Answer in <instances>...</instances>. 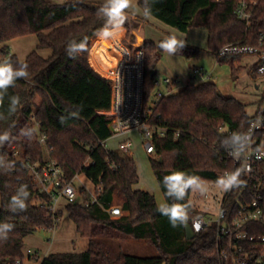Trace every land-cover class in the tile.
Returning <instances> with one entry per match:
<instances>
[{
  "label": "trees",
  "instance_id": "1",
  "mask_svg": "<svg viewBox=\"0 0 264 264\" xmlns=\"http://www.w3.org/2000/svg\"><path fill=\"white\" fill-rule=\"evenodd\" d=\"M238 1L148 0V11L145 0H138V5L146 14L181 32L205 28L208 49L215 54L230 42L254 43L264 28L263 12L261 17L255 16L251 28L246 30L244 21L234 14ZM102 2L0 0V42L7 44L12 39L34 34L37 48L52 50L48 57L33 50L23 61L14 54L13 63H26L29 75L17 80L0 102V134L9 135L0 145V223L14 225L7 240H0V264H15L18 259L22 264H30L26 258L37 261L38 250L26 257L25 238L39 229L54 230L58 224L60 210L55 215L46 210L48 196L35 188L27 167L46 159L44 145L39 141L41 132L46 133L48 151L62 167L65 178L71 180L77 174H85L95 188L101 187L97 191L101 203L108 206L117 199L122 214L112 216L97 203L66 204L78 232L88 239V248L52 252L40 264H220L216 227L210 226L187 239L185 225L172 227L167 217L156 211L159 205L155 195L136 187L140 180L136 159L117 147H105L112 132L110 118L103 112L110 108L112 88L109 80L98 74L88 60L91 39L104 24L98 14ZM128 17L124 26L127 37L134 40L133 29L142 24V19L129 14ZM85 37L87 50L77 59H71L65 51L68 42H79ZM158 44L153 40L141 43L145 53L144 114L150 122L167 129L164 136L154 140L150 163L166 203L171 204L175 201L166 195L164 176L180 170L212 181L235 170L233 162L225 159L217 148L230 132L244 135L254 116L247 112L245 103L223 95L211 78L198 84L188 83L153 104L156 66L164 52ZM203 50L185 44L177 52L191 58L200 56ZM245 57L231 54L218 61L230 62L233 76L238 77L245 66L235 63H241ZM254 68L255 65L250 74L260 76ZM10 96H17L20 101L14 113L8 110ZM263 100L264 95L259 104ZM61 117H65L63 123ZM22 185L29 192L27 208L13 212L10 198ZM190 193L181 202L190 205L189 221L194 211L189 202ZM119 238L143 239L154 247L156 254H128L120 244L107 241ZM249 264L260 263L250 259Z\"/></svg>",
  "mask_w": 264,
  "mask_h": 264
},
{
  "label": "built area",
  "instance_id": "2",
  "mask_svg": "<svg viewBox=\"0 0 264 264\" xmlns=\"http://www.w3.org/2000/svg\"><path fill=\"white\" fill-rule=\"evenodd\" d=\"M262 5L264 0L238 1L234 14L244 21L247 31L251 28L255 16L258 14L261 17L264 12V9L261 11ZM248 39H251L249 34ZM254 40V43L242 41L227 43L216 51L215 56L220 58L231 54H243L255 57L251 68L255 65L254 72L264 76V28ZM13 55V50L6 42H0V61L12 60ZM144 56L141 44L130 40L120 31L107 39H99L96 35L90 42L89 63L98 74L109 80L112 88L110 108L103 113L110 118L112 137L125 136L117 148L127 153H130L132 147V140L128 136L130 132H139L148 154L155 151L156 137L164 136L167 132L165 127L150 122L149 117L144 114ZM210 78V74L202 67L195 66L190 72L188 83L198 84ZM179 83L177 78L166 76L160 79L157 76L154 79L153 104L175 92ZM258 115L264 116V100L259 104L252 120ZM249 126L246 132L249 131ZM225 140L223 139L217 148L221 155L232 161L236 168L250 166L251 171L242 176L245 183L241 187L228 192L220 190L215 184L216 180H204L207 182L206 192L203 194L191 192L189 196V202L194 209L190 224L195 234L210 226L216 227L220 264H249L250 259L264 264V156L257 159L254 151L257 147L264 150V121H261V127L255 129L252 149L240 160L228 154L232 147L223 143ZM39 141L47 146L46 133H40ZM107 141L104 144L109 148ZM27 167L35 188L48 196L49 200L45 207L50 214L55 215L62 204L78 201L77 196L86 190H89L90 194L81 201L82 203H97L112 216L122 214L121 208L116 204L110 203L107 206L101 203L97 195V191L102 190L101 187L93 186L92 189H88L85 184L77 187L75 179L79 174L67 180L62 167L53 157L46 158L41 163L28 164ZM191 197L194 199L193 202L190 200ZM31 253L33 251L29 249L28 255ZM22 263L21 259L15 262Z\"/></svg>",
  "mask_w": 264,
  "mask_h": 264
},
{
  "label": "rangeland",
  "instance_id": "3",
  "mask_svg": "<svg viewBox=\"0 0 264 264\" xmlns=\"http://www.w3.org/2000/svg\"><path fill=\"white\" fill-rule=\"evenodd\" d=\"M133 1L135 3L137 0ZM152 19V24H148L145 21L142 22V26L144 25L142 31H145L146 36L161 40L165 36L172 34L176 35L179 39L185 40V44L187 45L197 46L204 49L200 56L191 58H187L178 52L170 55L164 51L157 66L158 78L162 79L166 75L178 77L177 79L180 83L179 87L175 89V91H178L186 83L188 84L187 81H189L190 72L193 67H202L210 74L212 81L217 84L223 95L237 98L246 104L247 112L250 115L254 116L256 114L259 101L262 99L264 93V76L253 77L250 74L251 66L254 64L255 57L246 56L241 63L236 62V66L242 64L245 68L240 69L238 77H234L231 63L224 61L223 59L218 61L215 54L209 51L207 30L205 28L194 27L188 32H181L156 18ZM29 38L30 39H24L19 37L15 41L16 44H14L13 49L19 54L20 58H22L30 49L31 44L30 42V45L25 43L26 40L29 41L33 39L35 41L37 39L34 34H31ZM36 101H40L39 96L36 98ZM128 136H130L132 140L130 154L138 163L140 175V180L136 187L154 194L158 205L166 203L164 194L150 163L151 155L145 151L141 135L137 131H132ZM124 138L125 136L112 137L107 141V146L109 148H116ZM44 148L45 158L52 157L46 145H44ZM75 184L77 187L85 184L88 189L93 188V184L85 174H79L75 179ZM89 194L90 191L86 190L83 194L77 196V200L81 202ZM190 200L192 202L194 201L192 197ZM116 203L117 199L114 200V204ZM107 241L116 246L120 244L128 254L138 256H153L156 254L154 247L143 239L119 238L115 240L109 239ZM28 248L33 249V252L34 250H38L40 258L37 261H29L26 258L25 261L30 264H40L42 258L48 251H84L88 248V239L79 234L75 223L69 217V213L64 206L62 210L60 209L58 224L54 230L39 229L35 233L26 237L24 249L27 251ZM25 255L27 257L28 253Z\"/></svg>",
  "mask_w": 264,
  "mask_h": 264
},
{
  "label": "clouds",
  "instance_id": "4",
  "mask_svg": "<svg viewBox=\"0 0 264 264\" xmlns=\"http://www.w3.org/2000/svg\"><path fill=\"white\" fill-rule=\"evenodd\" d=\"M133 7V0H103L98 8V14L104 19L103 27L98 29L96 35L99 39L110 38L114 33L121 30L126 20L129 18V10ZM145 10H150V4L148 0H145ZM87 37L77 42L72 40L68 42L65 49L66 54L71 59H77L82 53L87 50ZM185 40L179 39L176 35L165 36L159 41L158 47L166 53L173 55L179 49L183 48ZM223 51L221 54H223ZM29 75L28 65L26 63L14 64L11 59H5L0 61V102L3 101L4 96L8 93L9 88H13L16 85V81L20 79H26ZM9 112L14 113L19 106V97H9ZM63 123L65 117H61ZM261 121H264V116H256L250 123L249 131L244 135L233 132L226 138L223 143L230 144L232 150L228 153L236 160H240L246 152L252 149L253 136L255 129L261 127ZM23 131V130H22ZM31 132V129H28ZM9 139L7 132L0 134V145H3L5 141ZM256 158L259 159L264 156V150L257 147L255 150ZM251 171L250 166H241L233 171L225 172L219 176L215 181L216 186L224 191L228 192L233 189L241 187L245 182L241 179V176L246 172ZM206 181L203 178L196 175H189L184 171L175 170L170 174L164 176L163 186L166 189L167 197L175 201L171 204H160L156 211L162 216L167 217L172 227L179 225H186L190 216V205L187 203H181L186 200L189 192H206ZM29 197L27 186L22 185L15 195L10 198L9 207L10 210L16 212L17 210L25 211L27 208L26 201ZM14 228L13 224L3 222L0 223V240H7L8 233Z\"/></svg>",
  "mask_w": 264,
  "mask_h": 264
},
{
  "label": "crops",
  "instance_id": "5",
  "mask_svg": "<svg viewBox=\"0 0 264 264\" xmlns=\"http://www.w3.org/2000/svg\"><path fill=\"white\" fill-rule=\"evenodd\" d=\"M137 2V3H136ZM135 3H134V1H133V7L129 10V16L130 15H132L133 17H138V18H140V19H142V22L143 21H145L146 23H148V24H152V22H153V19L152 18H155V17H153V16H151V15H149V14H146L145 12H144V10H143V8L141 7V6H139L138 5V0L136 1ZM143 27H144V25L142 26V24H140L137 28H134L133 29V34L135 35V38H134V40H132V39H130V40H132V41H136V42H138V43H142V41H144V40H153V41H155V42H159L160 40H157V39H154V38H152V37H149V36H146V34H145V31H142V29H143ZM120 31V33L121 34H123V33H125L126 34V36H127V28L123 25V28L121 29V30H119ZM170 35H172V34H170ZM30 37V35H26V36H22V38H27V39H30L29 38ZM19 38V37H18ZM18 38H15V39H12V40H10L7 44H8V46L13 50V52H14V54H16L17 56H18V58L21 60V61H23V60H25V58L27 57V55L31 52V51H33V50H37L38 51V53L40 54V55H42L43 57H48L51 53H52V50L50 49V48H37V43H38V39H36L35 41L33 40V39H31V40H29V41H27L26 40V42L25 43H27V44H29V42H30V49L28 50V52L22 57V58H20L19 57V54L13 49L14 48V44H16L15 43V41L18 39ZM37 38V37H36ZM162 40V39H161ZM157 66H158V64H157ZM157 66H156V69H157ZM158 71V70H157ZM166 76H170V75H166ZM165 76V77H166ZM170 77H173V78H178V77H175V76H170ZM188 82V81H187ZM187 84V83H186ZM185 84V85H186ZM122 141V140H121ZM118 147V146H117ZM64 206L65 205H61L60 206V209L62 210L63 208H64ZM80 234V233H79ZM26 239V238H25ZM88 244H89V241H88ZM25 245V244H24ZM29 249H31V248H28L27 249V251L23 248V250H24V252L25 253H28V250ZM33 250V249H32ZM86 250V249H85ZM52 252H54V251H48L47 253H46V255H48V254H50V253H52Z\"/></svg>",
  "mask_w": 264,
  "mask_h": 264
},
{
  "label": "water",
  "instance_id": "6",
  "mask_svg": "<svg viewBox=\"0 0 264 264\" xmlns=\"http://www.w3.org/2000/svg\"><path fill=\"white\" fill-rule=\"evenodd\" d=\"M224 136V134H222ZM185 235L187 239H192L195 236V232L191 227L190 221L188 220L187 224L185 225Z\"/></svg>",
  "mask_w": 264,
  "mask_h": 264
}]
</instances>
